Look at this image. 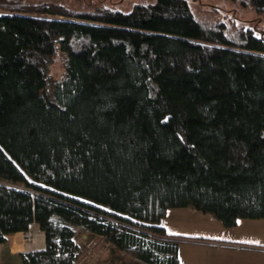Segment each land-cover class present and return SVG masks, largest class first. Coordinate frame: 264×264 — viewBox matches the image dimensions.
Returning <instances> with one entry per match:
<instances>
[{"label":"trees","instance_id":"16d2710c","mask_svg":"<svg viewBox=\"0 0 264 264\" xmlns=\"http://www.w3.org/2000/svg\"><path fill=\"white\" fill-rule=\"evenodd\" d=\"M232 2L264 19V0ZM226 11L0 0V244L44 233L0 264H75L79 227L179 264V238H211L168 233L169 207L264 217V26Z\"/></svg>","mask_w":264,"mask_h":264},{"label":"rangeland","instance_id":"374dc122","mask_svg":"<svg viewBox=\"0 0 264 264\" xmlns=\"http://www.w3.org/2000/svg\"><path fill=\"white\" fill-rule=\"evenodd\" d=\"M26 2L51 1L62 3L73 9H92L96 6H112L123 11H128L130 7L138 1L153 0H24ZM191 9L198 15L210 18L222 16L221 11L227 14L234 13L244 24L252 25L258 23V26H264V19L259 22L253 19L256 14L253 9L242 8L232 2V0H189ZM218 8V9H217ZM218 12H217V10ZM221 10V11H219ZM216 13V14H215ZM218 13V15H217ZM101 65L107 69V63L101 62ZM55 75H60L63 71L62 61H55L52 65ZM261 218V217H260ZM257 222H264V218H245L240 217L235 224L224 225L213 213L203 212L191 205L181 207H169L161 223L166 231L177 235L193 236H211L214 239H228L225 242L226 247L216 245L215 242H207L197 239L181 237L178 242V256L180 264H236L233 259L219 256L227 251L230 244L238 247L241 245L237 241H255L251 240L252 234L256 235L254 226ZM205 236V237H206ZM40 232L35 225H32L26 232L18 235L9 236L6 243L0 244V263L1 262H19L18 252L33 250L38 247ZM74 241L79 246V254L75 264H136L132 256L112 248L107 244L103 237L90 232L88 229L79 227L73 236ZM218 243V242H217ZM222 243V242H221ZM232 245L230 247H232ZM218 247V248H216ZM238 251L237 248H234ZM230 248L228 250L233 251ZM234 250V251H235ZM248 262L253 263V259L248 258Z\"/></svg>","mask_w":264,"mask_h":264},{"label":"crops","instance_id":"0c3cea01","mask_svg":"<svg viewBox=\"0 0 264 264\" xmlns=\"http://www.w3.org/2000/svg\"><path fill=\"white\" fill-rule=\"evenodd\" d=\"M262 218H264V217H261L259 219H262ZM257 223L258 224H252L254 226L253 227L254 231H256L257 234L256 235L252 234L251 236H253V237H251V240H255V241H237L238 243L241 244L238 247H235L236 245H234V244L232 245L229 243V245L230 246L232 245V247L228 246L227 247L228 249L237 248L238 251H240V252H237V250H235V249H234L235 251L234 250L230 251L227 249V251H229V252H226V253L221 254L219 256H224V257H227L230 259H233L232 257H235L236 264H264V222H261V223L257 222ZM32 225H35V227L38 228V226L34 223L31 224L30 227ZM38 231L40 232L41 237L38 240V247L35 249H40V248L44 247V233L39 228H38ZM19 233H22V232L21 231L15 232L13 234L7 235L6 237L8 239L9 236L18 235ZM206 237L211 238V239H201V240L205 241V243L215 242L216 245L221 246L220 248L216 247L218 249H221L222 247H226L227 245L224 243L231 241L228 239H214L211 236H206ZM248 258L253 259L254 262L253 263L248 262Z\"/></svg>","mask_w":264,"mask_h":264}]
</instances>
